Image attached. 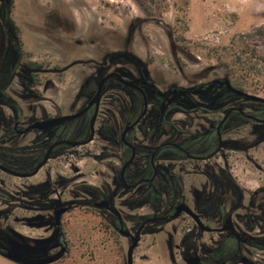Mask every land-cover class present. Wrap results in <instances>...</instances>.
Instances as JSON below:
<instances>
[{"label":"rangeland","instance_id":"1","mask_svg":"<svg viewBox=\"0 0 264 264\" xmlns=\"http://www.w3.org/2000/svg\"><path fill=\"white\" fill-rule=\"evenodd\" d=\"M12 1L11 18L18 29L23 57L48 67L37 75L38 86L23 91L16 80L6 91L29 118L66 114L80 87L90 76H96L104 54L120 51L139 59L162 90L229 80L248 94L264 97V0ZM256 30L262 31L247 36ZM103 107L105 110L106 105ZM0 111L4 117L12 116L7 107L0 106ZM177 118L187 120L184 116ZM37 135L30 133L16 140L15 146H31ZM228 138L243 148L240 162L231 161L232 174L245 191L252 193L258 184L251 179L256 181L257 177L247 173L252 166L246 159L255 157L257 147L264 148V144L248 128ZM104 145L95 140L79 149L78 154L50 161L32 178L0 171V213L7 214L0 218V231L13 232L30 245L52 234L48 222L55 204L46 208L35 203L36 198L26 196L31 187L51 178L47 200L61 203L55 209L69 206V212L61 218L68 251L53 264H126L130 242L114 233L96 210L78 203L90 199L81 187L103 189L111 185L112 168H118V160L101 151ZM199 182L200 178L194 180L196 188ZM190 186V179L185 177L188 195ZM123 210L127 216L151 214L147 207ZM130 224L128 221V228ZM188 228L190 222L184 217L142 234L133 264H186L175 245L181 243ZM255 234L264 238V234ZM210 237L205 235L201 242L210 246ZM250 252L248 257L253 262L264 261V251ZM0 264L20 263L0 255Z\"/></svg>","mask_w":264,"mask_h":264},{"label":"flooded vegetation","instance_id":"2","mask_svg":"<svg viewBox=\"0 0 264 264\" xmlns=\"http://www.w3.org/2000/svg\"><path fill=\"white\" fill-rule=\"evenodd\" d=\"M0 2V106L12 113L7 118L0 111V131H3L0 166L27 174L45 156L48 160L41 169L50 161L78 154L79 149L100 140L105 144L101 151L108 153L112 160H118V168H112L109 187H81L90 199L78 203L96 210L114 233L131 244V237L123 236L121 230L132 236L139 231L141 237L155 226L186 217L190 228L181 243L175 245L184 263L258 264L248 256L252 249L264 251V238L255 234H264V148L257 147L256 156L246 159L252 166L247 173L257 177L256 181L251 180L258 184L256 190L248 193L232 174L231 161L240 162L243 148L228 137L248 128L260 144H264V97L248 94L229 80H213L189 89L162 90L139 59L120 51L104 54L96 76H90L80 87L66 114L29 118L22 114L6 91L16 80L23 91L38 86L37 75L48 67L25 60L18 29L11 18L13 1ZM89 86L91 89L86 92L84 89ZM228 86L261 100L238 96ZM99 90V99L95 102ZM103 105H106L105 110ZM32 111L29 107L28 112ZM64 116L76 117L55 123V119ZM178 116L187 120H178ZM40 122L50 123L42 130L32 128ZM30 133L38 134L31 146H15L16 140ZM95 159H99V155ZM185 177L192 183L189 195L184 187ZM198 178L201 182L196 188L193 183ZM50 179L31 187L26 196L31 200L36 198L35 203L46 208L55 204L53 217L54 207L61 203L47 200L53 185ZM102 201L108 202V207L96 208L95 205ZM182 204L199 223L185 213L173 221H166ZM124 207L131 210L147 207L151 214L127 216ZM51 222L52 219L48 226ZM51 228L53 234L54 227ZM205 235L212 236L210 246L201 242ZM55 238L56 243L65 244L60 233ZM245 249L250 250L246 253Z\"/></svg>","mask_w":264,"mask_h":264},{"label":"water","instance_id":"3","mask_svg":"<svg viewBox=\"0 0 264 264\" xmlns=\"http://www.w3.org/2000/svg\"><path fill=\"white\" fill-rule=\"evenodd\" d=\"M228 89L238 95V96H242L248 100H255V101H259L261 100L260 98L258 97H255V96H251V95H248L244 92H241L239 90H236L234 88H232L231 86H228ZM99 93H100V90L97 92L96 96H95V99L94 101L97 102L98 99H99ZM74 117L76 116H64V117H60L58 119H55V123H61V122H65V121H68V120H71L73 119ZM50 122H40V123H36L35 125L32 126L33 129H38V130H42L44 129L45 127H47V125L49 124ZM92 136L89 138V140H91ZM48 160V156H45L42 160L41 163H39L32 172L30 173H27V174H21V173H18V172H15V171H11V170H8V169H5L3 167L0 166V170L5 172V173H8L12 176H15V177H19V178H30L32 176H34L35 174L38 173V171L45 165V163L47 162ZM96 208H101V209H106L108 207V202L106 201H102V202H99L98 204L95 205ZM69 210V206H64V207H60L58 209H56L54 212H53V217H52V222H51V225L54 227V230H53V234H51L48 238H45V239H40V240H35L34 241V244H46L50 239L52 238H55L56 236L59 235L60 233V227H61V218L62 216L67 213ZM111 211L114 213V214H117L118 215V212L115 210V209H111ZM182 213H185L187 215H190L192 216L195 220H197L196 216L193 215V213L187 208V206H185L184 204L180 205L177 207L175 213L170 216V218L166 219L167 222H170V221H173L175 219H177ZM197 222L199 223V221L197 220ZM120 233L123 235V236H129L131 237L132 239V242L130 244V246L128 247L127 249V253H126V259H127V262L126 264H132V254H133V250L137 247V244L140 240V232L137 231L135 233L134 236H132L131 234H129L128 232H124V231H120ZM20 237V236H19ZM21 238V241H24L27 243V241L25 239H23L22 237ZM0 242L1 241V238H0ZM3 243V242H2ZM4 244L8 245L9 246H13L11 243H3L1 244L0 243V248L6 250V253L5 254H1V256H3L4 258L8 259V260H11V261H14V262H17V263H20V264H49L51 262H54L55 260H57L58 258H60L64 252V248L62 247L59 252L55 255H52V256H37V257H31V258H24V257H21L20 255H16L13 251V249H11L10 247L7 248ZM33 244V245H34ZM57 246V243L54 244V246L51 247V249L55 248ZM189 264H194L195 261H187Z\"/></svg>","mask_w":264,"mask_h":264},{"label":"trees","instance_id":"4","mask_svg":"<svg viewBox=\"0 0 264 264\" xmlns=\"http://www.w3.org/2000/svg\"><path fill=\"white\" fill-rule=\"evenodd\" d=\"M262 30H256L253 33L247 34L248 37L255 36L256 34H260ZM242 90V89H241ZM7 214L0 213V218L6 217ZM60 237L61 239L64 237V232L60 231ZM0 238L3 243H13V246H9L4 244L7 248L13 249L14 253L17 255H20L24 258H31V257H37V256H52L59 252V250L63 247L64 252L60 258L55 260L54 262H51L49 264H53L59 260H61L67 253L68 247L66 245V241L64 239V245L61 242L57 243V246L53 249H51L54 244H56V238L50 239L46 244H34L30 245L24 241H21V238L17 235H15L13 232H2L0 231ZM60 248V249H59ZM59 249V250H57ZM0 253L5 254L6 250L0 248Z\"/></svg>","mask_w":264,"mask_h":264}]
</instances>
